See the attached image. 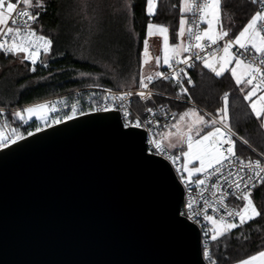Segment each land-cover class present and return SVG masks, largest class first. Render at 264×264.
Masks as SVG:
<instances>
[{
	"label": "water",
	"instance_id": "1",
	"mask_svg": "<svg viewBox=\"0 0 264 264\" xmlns=\"http://www.w3.org/2000/svg\"><path fill=\"white\" fill-rule=\"evenodd\" d=\"M0 148V264H208L171 163L118 112Z\"/></svg>",
	"mask_w": 264,
	"mask_h": 264
},
{
	"label": "snow or ice",
	"instance_id": "2",
	"mask_svg": "<svg viewBox=\"0 0 264 264\" xmlns=\"http://www.w3.org/2000/svg\"><path fill=\"white\" fill-rule=\"evenodd\" d=\"M158 2L159 0H146V15L149 20L140 53V71L138 77H133L138 91L116 94L107 89L102 97L107 103L97 107L94 102L89 110L109 111L119 104L125 120L124 127L149 129L151 138L148 143L152 149L161 155H167L173 164H178L176 170L181 173L182 182L190 188L194 185L203 200L204 207L199 211L194 210V205L198 203L195 197L187 202L186 208L190 214L188 218L200 222L198 217H202L206 222L204 236L207 240L203 256L210 264H216L208 242L218 241L232 230L242 228L264 215V211L257 207L252 198L253 190L264 184V163L261 159H244L237 155V139L245 145L249 141L238 136L231 126L229 93L223 94V106L217 108L215 114L209 112L201 115L193 106L180 114L171 113V121L163 124L160 120L152 119L156 115L152 108H145L148 114L146 119H141L138 115L133 117L124 102L133 95L141 100H150L153 92L149 86L158 79L175 83L179 88L177 99L183 95L190 100L185 81L192 85L193 80L187 69L194 67L195 61H200L216 77L230 73L239 92L243 94V100L248 102L252 116L264 130V0H250L253 5H258V10L234 35L225 25V0H179L178 28L171 33L168 25L152 20L157 13ZM124 7L125 10H130L132 5L125 3ZM33 9H36L35 14ZM45 9V0H0V52L29 61L33 72L36 70L35 65L41 62L42 55H48L53 50L52 39L39 34L37 28L33 27L38 23L41 11ZM227 19L235 24L230 17ZM153 37L161 39L162 55L151 54L150 39ZM171 40L177 42H170ZM149 66L155 69L167 67L171 72L155 70L146 74L145 68ZM78 103H73L70 114L62 117L51 115L59 111L56 101L26 106L12 115L24 123L35 118L43 122L44 127H51L72 120L77 115H85L78 108ZM4 112L5 109L0 108V114ZM3 128L10 131L6 134ZM3 128H0V148L34 135L33 131H21L7 123ZM42 130L40 126L35 127V132ZM176 148L180 149L178 155L169 154V149ZM181 160L183 163H179ZM225 184L227 188L224 187ZM209 190L214 198L212 201L205 198V193ZM229 196L235 197L241 204L230 208L226 203ZM209 209L213 214H208ZM261 247L264 248V245ZM238 264H264V250L239 260Z\"/></svg>",
	"mask_w": 264,
	"mask_h": 264
},
{
	"label": "trees",
	"instance_id": "3",
	"mask_svg": "<svg viewBox=\"0 0 264 264\" xmlns=\"http://www.w3.org/2000/svg\"><path fill=\"white\" fill-rule=\"evenodd\" d=\"M68 0H45L46 9L41 11L36 28L48 34L53 40V50L50 55L49 66L46 69L31 72L22 60L19 64H9V60L0 59V105L14 106L32 101L46 95L69 89L80 84H100L112 88L125 89L136 86L133 77H138L140 71V53L143 47V39L146 34V24L149 17L146 15V0H122L130 3V10H123L122 13H113L120 20L126 23L121 28L124 38L129 43L123 47L116 46L113 51H123L124 59L132 58L136 65L132 67H110L104 68L100 65H92L88 61L77 59L75 49L74 33L78 28L76 17L69 16L62 22L61 11ZM89 1H86L88 6ZM175 6V7H173ZM225 25L231 29L234 35L240 30L247 20L258 10L250 0H225ZM179 0H159L157 13L152 17L155 23H164L170 27V33L177 29ZM71 13L75 7L71 6ZM36 9H33L35 14ZM85 16L88 22L89 12ZM104 15V12L101 13ZM126 17V19H122ZM227 17L235 21L231 24ZM124 30V31H123ZM116 55L115 53H113ZM20 60V59H19ZM188 74L193 80L188 88L191 99L188 96H180L186 101H179L159 97L160 102H166L179 114L184 108L195 105L199 111L213 113L223 106L221 97L225 92L229 93V115L230 123L238 136L249 141L248 145L241 141L236 142V152L243 156L251 155L249 147L254 148L261 154L264 153V130L259 126V121L252 116L248 102L243 100V94L239 92L234 80L229 73L222 77H216L208 69H205L201 62L194 68L188 69ZM154 87L171 95L178 96L179 88L171 81L156 80ZM14 112H9L8 123L22 131L33 130L35 126H20L21 121L13 117ZM253 200L257 207L264 211V184H260L253 190ZM246 237V238H245ZM264 215L249 222L242 228L234 229L226 237L218 241L208 242L212 257L216 264H237L239 260L254 255L264 250Z\"/></svg>",
	"mask_w": 264,
	"mask_h": 264
},
{
	"label": "built area",
	"instance_id": "4",
	"mask_svg": "<svg viewBox=\"0 0 264 264\" xmlns=\"http://www.w3.org/2000/svg\"><path fill=\"white\" fill-rule=\"evenodd\" d=\"M257 7H258V5H257ZM33 27L36 28L35 24L33 25ZM37 31L39 34L45 35V36L49 37L50 39H52L48 34L42 32L38 29H37ZM51 53L48 55H42L41 62H38L35 65V69H36L35 71L46 69L49 66ZM0 59H3V60L20 59V60H22L21 58H19L17 56H13L11 54L5 55L2 52H0ZM22 62L24 63L25 67L29 71H31V68L33 67L31 65V63L29 61H26V60H22ZM199 62L200 61H195L194 62L195 66ZM0 67H1V65H0ZM180 67H184V66L180 65ZM194 67H191L188 69H192ZM161 71L170 73L171 69L164 67L163 69H161ZM31 72H33V71H31ZM158 80H162V79H158ZM155 81L152 84H150V86H149L150 90L153 92V96L151 97L150 100H147V101L141 100L138 96L133 95V96L129 97L128 101H125L124 104L126 107H128V109L132 113L133 117L138 115V116H140L141 119L148 118V114L145 112V108L147 107V108H152L153 111L156 113V115L152 119L160 120L162 124L168 123L172 119L171 113H176V111H175V109H173L170 106V104H168L166 102H160L158 100V98L162 97V98H169V99H174V100H179V101H186V100H184L182 98L177 99V96L165 93V92L155 88L154 87ZM172 84H175V83L172 82ZM107 89H111L112 92L116 93V94H119V93L124 92V91H132L133 93H136L138 91L137 86H132V87L125 88V89H118V88H112V87H108V86H104V85H100V84H80V85H77V86L69 88V89H64V90H61L59 92L46 95L44 97L25 102L23 104L14 105V106L0 105V108L5 109V112L3 114H0V128H3L5 123L9 124L8 123V117H7L9 112H15L16 110L23 109L26 106H30V105H33L36 103L49 102V101H56L57 107L59 109V111L57 113L51 114L52 116L59 115L62 117L65 114H70L71 105L78 101L79 102L78 108L81 111H84L86 114L95 113V112H110V111L118 112L120 115V118H121L122 125L124 126L125 120L123 117V112L119 107V104H117L115 108H113L112 110H109V111H90L89 110L90 108L93 107L94 102H95V106H97V107H100L103 104L107 103V102L103 101V99H102V97L105 93V90H107ZM60 101H63V102L60 103ZM65 105H67V107H65ZM203 112L207 113L205 111H203ZM166 113H167V115H166ZM80 116H83V115H77L76 117H80ZM20 126H22V127L23 126H27V127L40 126L41 128H43L44 124H43V122L38 121L35 118H33V120L29 121L28 123L21 122ZM11 127H13V126H11ZM35 127L33 130H30V131H35ZM141 129L144 130L145 135H146V151L167 159L171 163L178 179L181 182V185L183 187V195H182V200L180 203L179 213L182 216H184L185 218H187L189 221L193 222L194 224H196L198 226V228L200 230V239H201V247H202V255H203L205 242L207 240V238L204 236V231L206 230V227H205L206 222L203 221L202 217H198V220L200 222H197V220L189 219L188 216L190 214L188 213V210L186 208L187 202L190 199H192L193 197H195L198 201V203L194 205V210L199 211L202 207H204L203 200L200 198V196L198 194L199 190L195 189L194 185L190 188L188 185H186L185 183L182 182L181 173L176 170L177 169L176 166H178V164H173L172 161H170L167 158V155H161V154L155 152L152 149V146L148 143L149 139L151 138V133H150L149 129H147V128H141ZM3 130L6 132V134L8 131H10V129H7V128H3ZM156 131H160V129H156ZM234 139H235V137H234ZM249 149L252 152L251 155L243 156V155L239 154L238 152H237V155L241 158H244V159H249V158L253 159V160L261 159V162L264 163V156H261L260 152H258L257 150H255L252 147H249ZM169 154L173 155L170 151H169ZM178 154L179 153H175L174 155H178ZM212 182H215V181H210V183H212ZM221 183H223V182L221 181ZM224 187L227 188V185L225 184ZM205 198L208 199L209 201H212L214 199L211 195V190H209L208 192L205 193ZM226 203L229 205L230 208L237 207L241 204V202L237 201L235 199V197H233V196H229L226 199ZM208 214H210V215L213 214L211 209L208 210ZM216 215H218V214H216ZM203 258H204V256H203ZM204 260L206 262H208V264H210V262L208 260H206L205 258H204Z\"/></svg>",
	"mask_w": 264,
	"mask_h": 264
},
{
	"label": "rangeland",
	"instance_id": "5",
	"mask_svg": "<svg viewBox=\"0 0 264 264\" xmlns=\"http://www.w3.org/2000/svg\"><path fill=\"white\" fill-rule=\"evenodd\" d=\"M86 1H89L88 6ZM71 6L72 8L75 7L73 14L70 10ZM124 9V2L122 0H68L63 5L61 11L62 22L69 19L71 15L74 18L76 17L78 28L72 32L74 33L73 44L75 45V49H77V59L88 61L94 66L101 64L104 68L108 69H111L110 67L112 66L120 68L136 65V62L132 61L131 57L124 59L123 51H120V53L113 51L114 47L119 46L120 48L130 42L122 35L121 28L126 27V23L119 22L120 20H117L118 17L113 14H123ZM86 11L90 15L88 22L85 20ZM102 12H104V15H101ZM122 19L124 20L126 17ZM160 55H162V49ZM20 61L19 59H11L8 62L14 65L19 64ZM193 106L190 105L184 108L180 113ZM197 110L199 109L197 108ZM200 114L203 115L205 113L200 111ZM169 151L174 155L175 153H179L180 149H169Z\"/></svg>",
	"mask_w": 264,
	"mask_h": 264
},
{
	"label": "crops",
	"instance_id": "6",
	"mask_svg": "<svg viewBox=\"0 0 264 264\" xmlns=\"http://www.w3.org/2000/svg\"><path fill=\"white\" fill-rule=\"evenodd\" d=\"M179 9V8H178ZM145 11H146V7H145ZM178 21H179V13H178ZM177 28H178V25H177ZM170 42H177L175 40H171ZM161 49H162V43H161V40L160 38L158 39L157 37H153L150 39V52L153 56H156V55H160L161 53ZM164 67H161L159 69H155L154 67L152 66H149V67H146L145 68V73L148 74V73H151L153 72L154 70H158V71H161V69H163ZM230 74V73H229ZM180 163H183V161L181 160Z\"/></svg>",
	"mask_w": 264,
	"mask_h": 264
}]
</instances>
